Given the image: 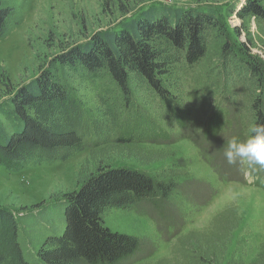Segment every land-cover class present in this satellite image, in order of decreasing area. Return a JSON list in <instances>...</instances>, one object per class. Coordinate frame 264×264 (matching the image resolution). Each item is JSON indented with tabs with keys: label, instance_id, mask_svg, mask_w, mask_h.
<instances>
[{
	"label": "rangeland",
	"instance_id": "374dc122",
	"mask_svg": "<svg viewBox=\"0 0 264 264\" xmlns=\"http://www.w3.org/2000/svg\"><path fill=\"white\" fill-rule=\"evenodd\" d=\"M244 2L0 0L13 9L0 36L4 126L9 125L13 94L59 54L96 33L119 31L148 9L212 10L222 27L211 34L204 59L193 66L179 62L167 79L178 90L173 96L183 104L181 114L171 113L140 82H131L127 98L106 74L64 73L89 120H101L107 109L116 121L109 143L102 144L97 133L96 143L67 160L33 162L18 170L0 165V207L14 212L30 252L51 229L62 228L65 194L79 189L98 166L112 164L139 168L156 182L174 187L167 196L159 193L132 207L105 212L108 227L142 240L140 251L119 264H198L200 256L207 264L264 261V169L229 165L223 155L226 140L233 136L243 140L254 122L251 100L261 83L246 63L255 64L264 78V20L240 17L236 11ZM156 129L164 132L163 137H144ZM129 135L134 143L116 145ZM143 156L155 160L147 159L143 165ZM229 226L228 235H223Z\"/></svg>",
	"mask_w": 264,
	"mask_h": 264
},
{
	"label": "trees",
	"instance_id": "16d2710c",
	"mask_svg": "<svg viewBox=\"0 0 264 264\" xmlns=\"http://www.w3.org/2000/svg\"><path fill=\"white\" fill-rule=\"evenodd\" d=\"M262 1L245 0L236 12L242 18L252 17L260 22L264 20ZM12 13V7L0 4V36ZM221 31L219 19L212 10L154 8L144 11L119 31L96 33L88 42L62 52L13 94L7 115L9 125L0 124V165L18 170L33 162L67 160L91 146L92 141L96 143L97 133L104 139L102 144L109 143L115 114L105 109L101 120H89L84 106L65 82V72L87 76L106 74L127 98L131 97V82H140L151 88L171 113L181 114L183 104L173 96V91L178 90H173L167 79L176 73L179 62L193 66L204 59L211 34ZM230 51L227 48L226 53L231 54ZM246 65L261 83L259 92L251 100L253 123L264 124V78L255 64ZM163 135L164 132L156 129L154 134L144 137L156 139ZM116 142L119 146L134 143V139L129 135ZM147 159L153 161L155 157L143 156V165ZM173 188L156 182L139 168L98 166L79 189L65 194L61 205L62 228L51 229L35 252L24 246L14 212L0 207V264L126 261L140 251L142 240L108 227L105 212L109 208L132 207L159 193L167 196ZM230 228L223 235H228ZM200 258L198 264H207L205 256Z\"/></svg>",
	"mask_w": 264,
	"mask_h": 264
},
{
	"label": "clouds",
	"instance_id": "9594fccd",
	"mask_svg": "<svg viewBox=\"0 0 264 264\" xmlns=\"http://www.w3.org/2000/svg\"><path fill=\"white\" fill-rule=\"evenodd\" d=\"M223 155L229 165L264 169V124L251 123L243 140L237 136L227 139Z\"/></svg>",
	"mask_w": 264,
	"mask_h": 264
}]
</instances>
